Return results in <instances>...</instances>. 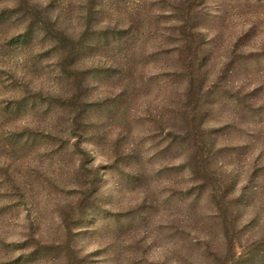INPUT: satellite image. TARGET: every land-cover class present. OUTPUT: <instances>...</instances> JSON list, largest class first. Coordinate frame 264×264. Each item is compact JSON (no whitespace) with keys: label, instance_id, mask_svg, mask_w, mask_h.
I'll return each mask as SVG.
<instances>
[{"label":"clouds","instance_id":"9594fccd","mask_svg":"<svg viewBox=\"0 0 264 264\" xmlns=\"http://www.w3.org/2000/svg\"><path fill=\"white\" fill-rule=\"evenodd\" d=\"M0 264H264V0H0Z\"/></svg>","mask_w":264,"mask_h":264}]
</instances>
